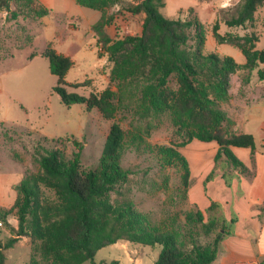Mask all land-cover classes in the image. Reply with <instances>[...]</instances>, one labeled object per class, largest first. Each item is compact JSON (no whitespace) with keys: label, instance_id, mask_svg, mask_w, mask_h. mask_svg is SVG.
Returning a JSON list of instances; mask_svg holds the SVG:
<instances>
[{"label":"trees","instance_id":"trees-1","mask_svg":"<svg viewBox=\"0 0 264 264\" xmlns=\"http://www.w3.org/2000/svg\"><path fill=\"white\" fill-rule=\"evenodd\" d=\"M9 1L0 0V7L8 9ZM26 1L32 4L35 0ZM74 1L101 11L120 5L132 15H142L141 29L134 34L111 38L106 31L110 20L104 14L92 25L101 54L105 53L111 62L109 80L118 91L106 88L90 92L88 96L67 91L65 75L72 61L47 46L42 54L56 76L53 91L65 105L97 108L105 119H114L119 109L131 106L134 115L141 120L148 119V123L127 131L119 121L113 120L98 162L91 168L81 166L82 144L75 138L68 139L77 148L71 155L59 148L37 147L34 159L40 169L25 175L15 187L17 196L13 207L16 208L17 227H12L13 235L6 241L0 238V264L5 261L4 250L23 237H29L33 244L26 264L94 262L99 248L121 240L160 245L154 264H211L224 237L233 233L236 217L226 218L223 205L211 200L206 208V220L200 209L184 212L183 229L172 223H152L131 199L113 198V194L122 195L121 188L130 175L121 158L127 138L129 144L136 141L140 144L151 128L149 120L167 114L181 141L168 145L146 144V149L161 165L180 167L184 189L189 185L190 168L180 148L193 139L217 144L214 162L224 157L233 167L247 171L232 147L253 150L254 136L229 129L226 123L232 120L219 104L228 99L230 76L237 69H257L264 80V67H259L264 65V49H256L255 34L222 35L215 22L213 36L216 41L238 47L245 62L239 64L231 56L216 52L205 53L203 24L196 18L163 16L159 9L164 0ZM263 3L264 0H241L236 13L224 22L230 27L244 26L253 20L256 9ZM130 99H133V106ZM209 178L210 175L206 177ZM215 209L218 213L211 214ZM9 212L10 209L0 210V219L10 227ZM198 230L205 237L213 234L212 239L201 242Z\"/></svg>","mask_w":264,"mask_h":264},{"label":"rangeland","instance_id":"rangeland-1","mask_svg":"<svg viewBox=\"0 0 264 264\" xmlns=\"http://www.w3.org/2000/svg\"><path fill=\"white\" fill-rule=\"evenodd\" d=\"M240 2L164 0L159 11L168 18L198 19L204 28L205 53L216 52L221 56H231L237 63H244V54L238 47L218 43L213 36L216 22L222 35L255 34L256 49H264V3L256 9L253 20L244 26L230 27L224 22L225 18L236 13ZM103 14L109 17L106 31L111 38L140 30L141 15H132L120 5L101 11L81 6L74 0H35L32 4L26 0H10L8 9L0 7V210L10 209L7 222L11 225L7 226L0 219V238L3 242L13 235L12 227H17L16 208L13 207L17 196L16 185L25 175L40 169L34 159L37 147L59 148L66 155H71L77 148L68 139L75 138L82 144L81 166L91 168L98 162L113 120L119 121L127 131L134 126L142 128L148 123V119L137 118L131 106L119 109L114 119H105L97 108L87 109L83 104L65 105L53 91L56 76L51 73L48 59L42 54L47 46L72 61L65 75L67 91L83 96L106 88L118 91V87L109 80L111 62L105 53L101 54L97 35L92 29ZM233 80L245 87L239 103L235 101V106L227 99L219 106L226 114L239 113L246 120L235 123L231 119L233 122L226 125L229 129L251 133L255 139L253 150L244 148L241 153L233 149V152L238 158L246 153H251L252 157L264 155V80L257 69L248 71L244 68L233 73ZM171 85L175 87L173 82ZM238 94L239 91H236L235 96ZM252 95L255 98L262 95L263 99L252 102ZM129 102L134 105L133 99ZM149 121L151 128L147 135L144 134V141L129 144L127 138L121 163L129 169L130 175L121 188L122 195L113 194V198H129L152 223H172L180 229L185 228L184 212L188 210L200 209L206 220L208 213L204 204L211 200L221 203L224 215L229 218V200L242 193L239 181L230 196L231 182L237 174L247 177L251 171L242 172L239 167L227 163L224 157L214 162L213 150L217 144L214 142L212 149L210 142L193 139L180 148L193 170L189 185L184 189L180 167L161 165L157 157L146 149V144L176 143L181 141V136L167 114ZM207 150L211 156L204 161L208 156ZM208 175L210 178L206 179ZM214 213H218L216 209L211 211V214ZM197 228L200 229L199 226ZM197 237L201 242H207L213 234L205 237L198 230ZM32 245L29 237H23L13 247L5 249L4 264H26ZM160 249L158 244L141 245L121 240L99 248L94 262L89 260L82 264H108L112 261L117 264H154Z\"/></svg>","mask_w":264,"mask_h":264},{"label":"crops","instance_id":"crops-1","mask_svg":"<svg viewBox=\"0 0 264 264\" xmlns=\"http://www.w3.org/2000/svg\"><path fill=\"white\" fill-rule=\"evenodd\" d=\"M244 88L242 84L234 83L233 74H231L228 99L232 105L235 101H237V104L239 103ZM236 91H239L238 96H235ZM260 99H263L262 95L257 98L253 95L251 97L252 102ZM234 105L236 106V104ZM227 116L235 123L246 120L245 116L239 115V113L228 112ZM210 144H212L213 149L215 143L212 141ZM216 148L213 151H216ZM244 148L247 147H232V150L236 149L242 153ZM250 154L246 153L244 156H239V158L245 163L251 174H248L249 177L237 174L231 182V187H229L231 196L234 194L235 186H238L237 183L240 181L242 191L241 196L231 197L228 202L230 215L234 216L235 214L234 217H236V222L233 224V233L224 237L216 259L211 264H258L264 261V155L256 154L252 157ZM210 156L211 153L208 151V156L204 158V161L209 159ZM196 167H198V164ZM190 170V176H193L191 167ZM212 184L213 182L208 184V187ZM209 203L210 201H207L204 204L205 207H208ZM261 206H263V209H261ZM224 210H226L225 204ZM232 211L234 214H232Z\"/></svg>","mask_w":264,"mask_h":264}]
</instances>
